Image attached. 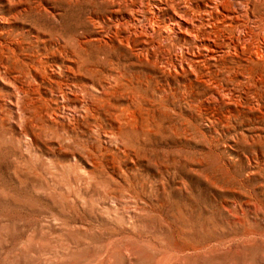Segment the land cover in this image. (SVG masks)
Listing matches in <instances>:
<instances>
[{
  "label": "rangeland",
  "instance_id": "rangeland-1",
  "mask_svg": "<svg viewBox=\"0 0 264 264\" xmlns=\"http://www.w3.org/2000/svg\"><path fill=\"white\" fill-rule=\"evenodd\" d=\"M208 1L0 0V264H264V0Z\"/></svg>",
  "mask_w": 264,
  "mask_h": 264
},
{
  "label": "bare ground",
  "instance_id": "bare-ground-1",
  "mask_svg": "<svg viewBox=\"0 0 264 264\" xmlns=\"http://www.w3.org/2000/svg\"><path fill=\"white\" fill-rule=\"evenodd\" d=\"M111 1V0H110ZM159 2H157L156 3V9H158V11H161V10H163L162 8V6H164L162 3L163 2H161V0H158ZM170 1V0H169ZM234 1V2H233ZM232 2L234 3L233 4V6H235V8H231V9H228L227 7L229 6V4H230V2H231V0H209L208 1V5H207V7H208V12L210 13V15H213V13H215V15H216V17L220 20V23L223 25V27H225L226 28V30L228 29L229 31H230V33H232L231 31H233V30H236V32H237V34H238V36L239 35H242L243 36V34H247V30L249 29L248 28V26L247 25H244V21L242 22V20H241V18H247L249 15H251L250 13H252L251 11H250V9L253 7V5H254V3H257V1L256 0H233ZM256 1V2H255ZM259 1V0H258ZM115 2V1H114ZM119 2V1H118ZM167 2V1H166ZM120 3V2H119ZM125 3V2H124ZM170 3V2H169ZM262 3V2H261ZM116 4H117V2H116ZM134 4H136V3H134ZM142 5V4H141ZM166 5H167V3H166ZM143 6V5H142ZM141 6V7H142ZM255 6V5H254ZM257 6V5H256ZM256 6H255V9H256ZM261 6H263V4H261ZM124 7V6H123ZM119 8H121V7H119ZM259 8H261V7H259ZM166 9V8H165ZM170 9H171V4H170ZM121 10V9H120ZM214 10V11H213ZM134 11V10H133ZM142 11H144V10H142ZM141 11V12H142ZM207 11V10H206ZM204 12L203 14H207L208 12ZM213 11V12H212ZM117 12H119V11H117ZM121 12V11H120ZM132 12V11H131ZM130 12V13H131ZM136 12V11H135ZM182 12V11H181ZM254 12V11H253ZM134 13V12H133ZM156 13V12H155ZM183 13V12H182ZM121 14V13H120ZM134 14H138V13H134ZM133 14V15H134ZM140 14V13H139ZM142 14V13H141ZM185 14V13H184ZM152 15H154V13L152 14ZM255 15V14H254ZM131 16H132V13H131ZM207 16H208V14H207ZM135 17V16H134ZM139 17V16H138ZM140 17H141V15H140ZM144 17V16H143ZM211 17V16H210ZM145 19V18H144ZM249 19V18H248ZM110 20V19H109ZM136 20V19H135ZM134 20V21H135ZM210 20H212L211 18H210ZM215 20V19H214ZM251 20L254 22V19H253V17L251 18ZM262 20H263V18H262ZM134 21H132V20H127L126 22H127V24L129 25V24H134ZM137 21V20H136ZM145 21V20H144ZM188 21V20H187ZM185 19H184V17L180 14V15H174L173 17H172V20H171V16H170V20L168 21L169 23L168 24H166V28L169 30V34L171 33V30H172V32L174 31V32H176L178 35H183V36H186V35H189V33L194 29V27H198V26H193V23L192 24H190V23H188ZM250 21V20H249ZM256 21V20H255ZM125 22V23H126ZM129 22V23H128ZM191 22V21H190ZM248 22V21H247ZM252 22V24H255V23H253ZM258 22V21H257ZM259 22H260V20H259ZM263 22V21H262ZM261 22V23H262ZM140 23V22H139ZM251 23V22H250ZM218 25H219V23H217ZM126 25V24H125ZM143 25V24H142ZM217 25V26H218ZM251 25V24H250ZM256 25V24H255ZM260 25H262V24H260ZM260 25H259V27H260ZM124 26V25H123ZM129 26H131V25H129ZM128 26V27H129ZM135 25H133V27H134ZM213 26H215V27H217L215 24L213 25ZM247 26V27H246ZM120 27V26H119ZM132 27V28H133ZM137 27V26H136ZM143 27V26H142ZM146 27V26H145ZM144 27V28H145ZM201 26H199V28H200ZM214 27V28H215ZM253 27V26H252ZM258 27V26H257ZM258 27V28H259ZM153 28V27H152ZM159 28V27H158ZM218 28V27H217ZM222 28V27H221ZM256 28V27H255ZM117 29V28H116ZM124 29V28H123ZM126 29H127V27H126ZM126 29H124V30H126ZM146 29V28H145ZM154 29V28H153ZM202 29H204V28H202ZM251 29V28H250ZM253 29V28H252ZM130 30V29H129ZM128 30V31H129ZM134 30V29H133ZM151 30V29H150ZM165 30V29H164ZM167 30V31H168ZM176 30H178V31H176ZM200 30H201V28H200ZM259 30V29H258ZM263 30H264V28H263ZM138 31V30H137ZM137 31H135V32H137ZM142 31V30H141ZM148 31V30H147ZM156 31V30H155ZM196 31V30H195ZM197 31H198V29H197ZM203 31H205V30H203ZM250 31V30H249ZM256 31V30H255ZM260 31V30H259ZM129 32H131V31H129ZM134 32V31H133ZM144 32V31H143ZM153 32H154V30H153ZM158 32V31H157ZM193 32V31H192ZM215 32H216V30H215ZM215 32H212L213 34H215ZM228 32V31H227ZM142 33V32H141ZM148 33V32H147ZM165 33H168V32H165ZM196 33V32H195ZM210 33V32H209ZM211 33V34H212ZM219 33V32H218ZM263 33H264V31H263ZM143 34H145V33H143ZM156 34V33H155ZM158 34V33H157ZM161 34V33H160ZM168 34V35H169ZM201 34V33H200ZM199 34V35H200ZM210 34V35H211ZM216 34H217V32H216ZM235 34V33H234ZM254 34V33H253ZM262 34V33H261ZM141 36V34H140V31L139 32H137V33H134V35H132V36H137V37H140ZM146 35H148V34H146ZM151 35H153V34H151ZM198 35V34H197ZM219 35V34H218ZM217 35V36H218ZM255 35V34H254ZM253 35V36H254ZM260 35V34H259ZM195 36V35H194ZM194 36H193V38H194ZM202 36V35H201ZM208 36V35H207ZM251 36V35H250ZM128 37H129V35H128ZM128 37H126V39L128 38ZM142 37H143V35H142ZM145 37H147V36H145ZM152 37V36H151ZM150 37V38H151ZM160 37V36H159ZM158 37V38H159ZM190 37V36H189ZM223 37V36H222ZM241 37V36H240ZM247 37V36H246ZM259 37V36H258ZM260 37H261V35H260ZM155 38V37H154ZM166 38H167V36H166ZM215 38H216V36H215ZM218 38V37H217ZM241 38H243L244 39V37H241ZM263 39H264V37H262ZM261 38V39H262ZM137 39V38H136ZM139 39V38H138ZM169 39H170V37H169ZM198 39V38H197ZM147 40H149V39H147ZM156 40V39H155ZM166 40H168V39H166ZM207 40V39H206ZM240 40H242V39H240ZM129 41V40H128ZM136 41V40H135ZM157 41H159V40H157ZM156 41V42H157ZM161 41V40H160ZM157 42V43H161V42ZM193 41V40H192ZM205 41V40H204ZM208 41V45H207V42L205 43V42H201V45H200V47L198 46H196V48H199V49H202V50H204L206 53H207V55L209 54V53H213V48H212V46L210 45L209 46V44H210V40L208 39L207 40ZM213 41V40H212ZM223 41V40H222ZM250 41H254L253 39L251 40L250 39ZM130 42V41H129ZM153 42V41H152ZM151 42V43H152ZM170 42V41H169ZM240 42V41H239ZM246 41H244V43H245ZM256 42V41H255ZM131 43H133V41L131 42ZM135 43V42H134ZM214 45H215V42H212ZM223 43H225V42H223ZM243 43V42H242ZM249 43V42H248ZM257 43V42H256ZM259 43V42H258ZM261 43H264V41L262 40V42ZM141 44H143L142 45V48L140 49V53H141V55H144L145 57H147L148 56V54H149V49H148V46L149 45H151V44H149V45H147L146 43H142L141 42ZM141 44H139V45H141ZM164 44H166L165 42H164ZM217 44V43H216ZM252 44H254V43H252ZM161 45H162V43H161ZM160 45V46H161ZM220 45V44H219ZM225 45V44H224ZM229 44H227V46H228ZM235 45V44H234ZM248 44H246V46H247ZM255 45V44H254ZM163 46V45H162ZM223 46V45H222ZM239 46V45H238ZM245 46V47H246ZM224 47V46H223ZM229 47V46H228ZM245 47H244V49H245ZM163 48V47H162ZM254 48V47H253ZM252 48V49H253ZM256 48V47H255ZM153 49H155V50H159V45L157 46V48H156V46L155 45H153L152 46V52H153ZM161 49V48H160ZM169 49V48H168ZM250 49V48H249ZM155 50H154V53H155ZM246 50H248V49H246ZM254 50V49H253ZM252 50V51H253ZM201 51V50H200ZM236 51V50H235ZM239 51V50H238ZM237 51V52H238ZM245 51V50H244ZM203 52V51H202ZM201 52V53H202ZM215 52V51H214ZM247 52V51H246ZM14 53V52H13ZM217 53V52H216ZM242 53H243V51H242ZM248 53H250V52H248ZM254 53H255V51H254ZM151 54H153V53H151ZM158 54V53H157ZM245 54V53H244ZM243 54V55H244ZM166 55V54H165ZM246 55V54H245ZM249 55V54H248ZM255 55L257 56V57H261V58H264V44L262 45V47H259V49H258V51H256V53H255ZM254 55L252 54V56L250 55V57H253ZM141 57H143V56H141ZM151 57V56H150ZM208 57H210V55H208ZM219 57V56H218ZM257 57H255L256 59H257ZM214 58V57H213ZM170 59V58H169ZM168 59V60H169ZM204 59H206V58H204ZM208 59V58H207ZM206 59V60H207ZM210 59V58H209ZM154 60V59H153ZM163 60V59H162ZM211 60V59H210ZM215 60H216V58H215ZM217 60H218V58H217ZM188 61V60H187ZM212 61V60H211ZM155 62V61H154ZM165 62V61H164ZM166 62H169L170 63V61H166ZM186 62V61H185ZM156 63V62H155ZM163 63V62H162ZM181 63V62H180ZM199 63V62H198ZM41 64V63H40ZM153 64V63H152ZM160 64H161V62H160ZM189 64V63H188ZM24 65V64H23ZM154 65H157V64H154ZM164 65V64H163ZM163 65H161L162 67H163ZM166 65H168V64H166ZM171 65V64H170ZM169 65V66H170ZM159 65H157V67H158ZM169 66H167V67H169ZM182 66V65H181ZM156 67V66H155ZM179 67H180V65H179ZM165 68V67H164ZM170 68V67H169ZM181 68V67H180ZM158 69V68H157ZM160 69V68H159ZM163 69V68H162ZM168 69V68H167ZM37 70V69H36ZM167 71V70H166ZM167 72H169L170 73V71L168 70ZM166 72V73H167ZM168 74V73H167ZM1 75V74H0ZM170 75V74H169ZM14 78V77H13ZM29 78V77H28ZM18 78H16L15 80H17ZM7 80V79H6ZM16 82V81H15ZM14 82V83H15ZM12 84V83H11ZM16 84V83H15ZM9 85H10V83H9ZM22 85V84H21ZM26 85V84H25ZM14 87V86H13ZM12 87V88H13ZM25 87V86H24ZM68 88V87H67ZM66 88V89H67ZM77 88V87H76ZM18 89H20V88H18ZM70 89V88H69ZM104 89V88H103ZM21 90V89H20ZM32 90V89H31ZM16 91H18L17 90V88H16ZM72 91V90H71ZM22 92V91H21ZM24 92V91H23ZM67 92V91H66ZM16 93H18V92H16ZM103 93V92H102ZM106 93V92H105ZM104 93V94H105ZM68 94H70V93H68ZM85 94V93H84ZM17 95V94H16ZM17 96H19V95H17ZM27 96V95H26ZM106 96V95H105ZM41 97V96H40ZM16 99V98H15ZM19 101V100H18ZM100 101V100H99ZM23 102V101H22ZM100 103V102H99ZM18 104V103H17ZM93 106V105H92ZM69 108H71V107H69ZM68 108V109H69ZM74 108H76V107H74ZM77 109V108H76ZM70 110V109H69ZM78 111V110H77ZM22 113H23V111H22ZM95 116V115H94Z\"/></svg>",
  "mask_w": 264,
  "mask_h": 264
}]
</instances>
